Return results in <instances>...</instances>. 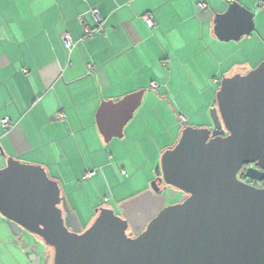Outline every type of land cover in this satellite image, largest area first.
I'll return each mask as SVG.
<instances>
[{"label":"crops","instance_id":"1","mask_svg":"<svg viewBox=\"0 0 264 264\" xmlns=\"http://www.w3.org/2000/svg\"><path fill=\"white\" fill-rule=\"evenodd\" d=\"M235 1L255 14L256 31L224 42L215 20ZM200 2L208 7L200 9ZM93 9L103 19L102 31ZM146 14L155 21L152 29ZM86 29L94 37L70 52L62 35L80 40ZM263 61L264 0H0V169L10 158L42 166L62 190L71 186L72 194L91 200L92 210L113 200L121 206L160 176L159 156L184 129L179 115L187 116L188 126L209 128L222 80ZM141 90V106L123 138L106 143L97 120L101 105ZM59 112L65 119L55 120ZM3 119L13 125L9 131ZM150 142L154 164L145 174L124 152L137 143L150 148ZM116 166L125 180L114 179ZM87 172L95 174L84 179ZM97 183L106 186L103 203L102 194H86ZM72 210L82 225L81 211ZM95 217L96 212L87 227Z\"/></svg>","mask_w":264,"mask_h":264},{"label":"water","instance_id":"2","mask_svg":"<svg viewBox=\"0 0 264 264\" xmlns=\"http://www.w3.org/2000/svg\"><path fill=\"white\" fill-rule=\"evenodd\" d=\"M254 16L233 2L216 17L217 37L229 42L250 35ZM144 92L103 102L97 120L106 143L123 138ZM216 105L226 135L185 127L161 156L162 175L122 204L121 214L97 209L84 229L45 168L10 158L0 169V215L13 230L52 248L53 264H264V188L238 178L254 165L246 176L264 181V61L224 78ZM181 192L177 204L166 205Z\"/></svg>","mask_w":264,"mask_h":264},{"label":"rangeland","instance_id":"3","mask_svg":"<svg viewBox=\"0 0 264 264\" xmlns=\"http://www.w3.org/2000/svg\"><path fill=\"white\" fill-rule=\"evenodd\" d=\"M208 124H209V128L212 131L213 136H224V135H226L225 129L221 123V120H220L218 114L216 115L214 120H213V117L211 116L209 118ZM146 141H148V140L146 139L145 142ZM177 141L173 145H175L177 143ZM113 145H114V143H113ZM152 145H153V143H151V142H150V148L147 145H146V147H143L142 144H140V143L133 145V148H131V147L129 148V150L132 149L131 152H129V151L124 152L125 153L124 155H126V160H128V162H130L131 159L128 157H130V155H132L134 160L143 169L142 170L143 173H145V174H148L149 172L151 173L152 166L154 164L153 159H152L154 156L153 149L151 148V147H153ZM110 146L111 145L109 144V147ZM148 151H150V153H148ZM156 155H158L157 152H156ZM159 162H161V155L159 156ZM114 171H116V177L113 176L114 179L117 178L119 181L125 180V177L120 176V169L118 166H116ZM157 172H158V174H160V176L162 175L161 165H158ZM125 174H127L128 177H130V171L128 172L126 170ZM51 178L54 179L53 176H51ZM157 178L158 177H155L153 180H151V182L148 185V188L151 189L154 180ZM81 186H83V184H81ZM62 187H63L62 191L64 192V195L67 197V201H68L70 207L74 208V209L79 208V210L81 211V213H82L81 219L84 222L82 224V226L84 229L87 228V225H88L87 223L90 222V219L92 218V214L94 215L97 209L112 208L116 211V213H119V211H120V205L117 204L116 200L115 201L113 200L110 204L102 202L105 199V194L107 192L106 186H103V183H101V184L97 183L95 187H92V186H90L88 188L86 187V194L91 195L92 197L97 196L98 194H100V195L102 194L100 196V199H101L100 201L103 203V204H101L102 207L98 203L99 204L98 207L94 208V210H92L93 204H92L91 200H88V201L85 200V196H83V195L81 196V195H77V194H72L71 193V191H72L71 186L65 187L62 185ZM138 195L127 196L129 198H127L126 201H129ZM98 197H99V195H98ZM90 201H91V203H90ZM0 220L6 226L4 228L0 224V235H1L0 238H1V240L6 235L7 232H9L8 235L11 234L13 236V239H14V240H11L6 235V237H4V238H6V240H2L0 242V264H18V263L19 264H29L31 262V258H33V257H36V259H37L35 261V264H53V251H52V249L48 248L39 237H37V236H35V235L25 231V230L17 231L18 229H16V228H14V230H13L11 228V223L7 219L2 217L1 215H0ZM15 247H17V248L14 249ZM22 252L25 255H23V257H20V255H22ZM15 260H20L21 263L19 261H17L18 263H16Z\"/></svg>","mask_w":264,"mask_h":264},{"label":"built area","instance_id":"4","mask_svg":"<svg viewBox=\"0 0 264 264\" xmlns=\"http://www.w3.org/2000/svg\"><path fill=\"white\" fill-rule=\"evenodd\" d=\"M198 6H199V8L202 9V10H204V9H206V8L208 7L207 4H206L205 2H200ZM92 14H93V17L95 18V21H96V23H97V26H98L99 31H102L101 26L103 25V19H102L101 15H100L99 11H98L97 9H93V10H92ZM143 19H144L145 22L148 24L149 28L152 29V28L155 27V21H154V19H153V17H152L151 15L146 14L145 16H143ZM94 35H95V32H94V31H92V30H90V29H86V30H85V35H84V37L81 38L80 40H76V39L72 36V34L69 33V32H65V33L62 35V39H63V42H64L66 48H67L70 52H72L73 49H74L76 46H78V44H79L80 42H84V41H86V40H88V39H91V38L94 37ZM88 69H89V72H92V70H93V65H92V64H88ZM152 87L155 88V87H158V85H157L156 83H153V84H152ZM63 119H65V115H64L63 113L59 112V113L55 114V120H57V121H61V120H63ZM1 123H2L3 129H4L5 131H9V130L12 128V126H13L12 123H11V121H10L9 119H3V120L1 121ZM179 123L183 126V128L187 127V126L189 125V120H188L187 116L181 113V114L179 115ZM93 174H95V172H87V173L84 175L83 178H84V179H87L88 177L92 176Z\"/></svg>","mask_w":264,"mask_h":264},{"label":"flooded vegetation","instance_id":"5","mask_svg":"<svg viewBox=\"0 0 264 264\" xmlns=\"http://www.w3.org/2000/svg\"><path fill=\"white\" fill-rule=\"evenodd\" d=\"M254 167H255L254 165L244 166V167L241 169L240 173L238 174V178H239L242 182H244V183H246V184H249V185L254 186V187H256V188H260V189H262V188H264V181H256V180H253V179L248 178V177L246 176V173H247L248 169H250V168H254ZM159 177H160V176H159ZM157 187L162 189V188L164 187V185H159V184H158ZM164 195H165V193H164ZM182 195H183V193L181 192L176 198H174V199H168L166 205L177 204V203L180 201V198H181ZM173 200H174V201H173ZM121 213H122V211L120 210L119 213H117V214H121ZM131 220L134 221V222H139L136 218H134V217H132V216H131ZM88 227H89V226H88ZM88 227H87V228H88ZM137 230L140 231V228L138 227ZM128 233H129V234H132V231L129 230ZM133 237H134V235H133ZM48 248H50V247H48ZM50 249H52V248H50ZM52 251H53V249H52Z\"/></svg>","mask_w":264,"mask_h":264}]
</instances>
